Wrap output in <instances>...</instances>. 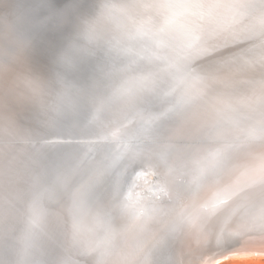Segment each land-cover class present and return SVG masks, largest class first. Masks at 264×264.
<instances>
[{
    "label": "water",
    "instance_id": "water-1",
    "mask_svg": "<svg viewBox=\"0 0 264 264\" xmlns=\"http://www.w3.org/2000/svg\"><path fill=\"white\" fill-rule=\"evenodd\" d=\"M111 1L0 0V61L8 62L0 72V150H8L0 155V264H110V250L94 251L81 240L94 246L96 235L117 234L121 222L134 216L115 204L110 182L120 165L118 171L109 167L111 151L103 166L99 159L90 172L58 174V183L68 177L77 182L70 190L53 186L49 171L54 165L61 169L67 160L65 144L71 141L90 139L89 151L106 143L98 137L100 117L108 108L128 103L121 98L130 94L126 88L138 75L137 66L144 75V66L153 61L152 33L126 26L109 11ZM5 49L17 58L7 61ZM140 83L132 94L144 103L156 101L146 83ZM161 120L162 131L184 132L182 124ZM180 136L190 139V133ZM81 160L85 164V154ZM99 170L110 175L107 180H98ZM175 187L181 197L185 189ZM57 190L70 195L66 203L57 201ZM170 212L161 214L164 221L172 219ZM182 213L174 224L184 221Z\"/></svg>",
    "mask_w": 264,
    "mask_h": 264
},
{
    "label": "bare ground",
    "instance_id": "bare-ground-1",
    "mask_svg": "<svg viewBox=\"0 0 264 264\" xmlns=\"http://www.w3.org/2000/svg\"><path fill=\"white\" fill-rule=\"evenodd\" d=\"M126 1H124V0H119V1L112 0L109 3V11L113 15L119 14L118 16H120L121 21H124L125 25L128 27H131V28L141 27V28H145L146 30H149L150 33H151V31L154 32L155 34L159 33L160 35H157V34L153 35V39L156 41V43H158L156 48L158 46H160L162 49L167 48L168 53L169 52H170V54L172 53V57L173 56L175 57V59H176L175 65L176 66L174 67L172 65V67L175 68V69L173 68L172 70L175 71V73L177 72V76H178V74L181 73L180 71H182V69L184 70L185 67H187L186 66L187 62L190 63L191 59L195 60L196 58H199L198 60L205 58L208 61H210L209 64L214 63L216 65L218 63V60L225 58V57L236 56L235 60L239 59V58H241L239 60H246V61L249 60L250 62L248 64H251V65H253L254 61L256 62V59H258V60L260 58L264 59V44H262L263 42L260 43V41L264 40V0H141V1H139V0H128L127 2ZM122 16H124V17L122 18ZM249 39H251V42H253V40H255V42H254L255 47H245L248 45L250 46L251 43H249V44L247 43V45L243 44L246 42V40L249 41ZM157 51H159V50H157ZM161 51L163 52V50H160L159 52H161ZM166 53L167 52H165V54ZM157 54H158V52H157ZM157 54H155L156 55L155 57L158 58L159 61L161 62V57L163 58V55L157 56ZM152 57H154V56H152ZM172 57L170 56V61H171ZM156 58H154V59L157 60ZM164 58H166V57H164ZM152 60H153V58H152ZM163 60H165V59H163ZM167 60H169L168 56H167ZM174 60H172V62ZM251 60L253 62H251ZM167 62H169V61H167ZM155 63H157V61L154 62V60H153L151 62H148L144 66V71H145L144 73H146L145 77H147V75L150 74L151 71L153 72L156 67H157V69H159L158 65L156 66ZM170 64H171V62H170ZM220 64H222V63H220ZM159 65H161V63ZM168 65H169V63H168ZM168 65H167V67H168ZM231 65H233V64H231ZM192 66L195 67V64L193 62H192ZM192 66L189 67L190 69H188V67L186 69H188V71L190 72ZM253 66H252V68H254ZM259 66H260V64H259ZM259 66H256V69ZM198 67L199 66L197 65V67L192 68V70H195ZM237 67H238V65H237ZM241 67H242V65H241ZM241 67H239V69H241ZM168 68H171V67H168ZM227 68H228V66H227ZM244 68L246 69V67H244ZM244 68L242 67L243 70H244ZM249 68L251 69V67H249ZM259 68H261V67H259ZM259 68L257 69V71L259 70ZM261 69H262V71L264 70L263 68H261ZM185 70L182 71V72H184L182 74H185V75L186 74H188V75L193 74V73L191 74V72L186 73L188 71L185 72ZM227 70L226 71L230 75V72H232V71L229 72V70H231V69H227ZM247 70H248V68H247ZM247 70H244V71L247 72ZM252 70H253V74H254V72H255V75H256V73L258 74V72L255 69H252ZM252 70H251V72H252ZM173 71H171V72H173ZM195 71H197L198 73L200 72L199 70H195ZM224 71H225V69H224ZM224 71L222 72V74H224ZM233 71L235 72L234 68H233ZM239 71H240V73H237V74L241 75L242 70H239ZM259 71L261 73V70H259ZM203 72H206V71H203ZM234 72H232V73H234ZM236 72H238V71H236ZM246 72H244V73H246ZM198 73H196V74L199 75ZM249 73H250V71L248 72V74ZM170 74L173 75V77H175L174 72H173V74L172 73H170ZM211 74H212V76L214 75L212 72H211ZM215 75L213 76V78H217V76L215 77ZM220 75H221V73H220ZM229 75L225 74V76H229ZM234 75H235V73H234ZM242 75H245V74H243V72H242ZM249 75H248V77H249ZM148 77H150V76H148ZM184 77H182V78H184ZM186 77H187V75H186ZM202 77H203V75H202ZM202 77L201 78L199 77V79H202ZM221 77L222 76H220V78ZM229 77H231V76H229ZM182 78H181V80H182ZM190 78H191V80L194 78L196 79L195 76H193V78L189 77L188 78L189 81H191ZM175 79H176V81L178 80L177 78H175ZM179 80H180V78H179ZM143 81H144V83L148 82V80L145 82V79H143ZM199 81L197 79V81L195 82L197 84V86H201V84L200 85L198 84ZM204 81H206V80L204 79ZM204 81H202V82H204ZM205 83H207V82H205ZM205 86H207V85H205ZM213 87L215 88V85ZM135 89H136V87L133 90H135ZM223 89H225V88H223ZM197 91H199V90H197ZM209 92H211V91H209ZM183 93H184V91H183ZM188 93H186V94L188 95ZM131 94H129V96ZM157 94H159L157 99L161 98V101L169 98V96H167L169 93L162 92V93H157ZM170 94H172V93H170ZM191 94H193V93L192 92L189 93V95H188L189 97H187V101H189L188 98H190L192 96ZM215 94H217V93H215ZM206 95H208V93ZM133 96H134V94L131 95L130 97H133ZM166 96H167L166 99L162 98V97H166ZM198 96H199V98H200V96L203 97V99L201 98V100L202 101L204 100V102L206 100V103H208L207 99L210 98V100H211L213 95L211 96L209 94V96H211V97L208 98L207 96L205 97L204 95H201V94L198 95L197 94L196 98H198ZM185 97H186V95H185ZM192 97H191L192 99H196L194 96H192ZM136 98H138V97H135V99H133L134 102H136L135 101ZM182 98H183V100H185L184 97H182ZM182 98L180 99L181 101H183ZM213 99H214V97H213ZM129 100H131V98ZM161 101L159 100V102L163 104L164 101L163 102H161ZM178 103H180V105H182L184 102L183 103L178 102ZM186 104H189V103H186ZM203 104H205V103H203ZM211 104H212V102H211ZM189 105H191V104H189ZM160 106H161V104H160ZM206 106L209 108L208 105H206ZM172 107H170L171 112L173 109H175V108L172 109ZM176 107H178V106H176ZM116 108H125L126 110H129L130 108H133L132 100H131V102L124 104V106H116ZM134 108H136V107H134ZM146 108L147 107H145V110H146ZM178 108L182 109V106H180ZM178 108H176L175 112H173V116L177 113L176 111H180V112L182 111V110H178ZM203 108H206V107H203ZM203 108H201L202 111H203ZM170 109H166V110H162V111H164V112L168 111L169 112ZM183 109H184V106H183ZM147 110H150V109L147 108ZM159 111H161V108ZM233 111H235V110H233ZM129 112H130V110H129ZM152 112H156V111H152ZM136 113H139V112H136ZM227 113H229V112H227ZM144 114H145V118H148L146 116V113H144ZM148 114H149V116H151L150 118H152L153 113L151 114L150 112H148L147 115ZM156 114H154L153 122H150V123L148 122L150 119L146 120L145 118L142 119V117H141L140 125L142 123V120H146L149 124H146V126H144V127L141 126L140 128H138V126L136 127V125H137L136 123L139 122V121L137 122V120L140 117L137 120L135 119L136 123H133V125L131 124L132 125L131 127H133V128H134V124H136L135 125L136 129H133V128L124 127V126L130 127L129 124L128 125H125V124L132 122V120L134 122V117L138 116L137 114L135 116H132L133 113L131 112L127 115L128 117L126 116L127 118L124 117L126 119L125 121H123V119H122L121 123H119L120 120L118 121L119 124L117 122H116L117 124H115V125L110 124V125H112V129H113V131H112V129L110 128L111 129L110 132H113V135L106 137V139L107 138L108 139L107 140L104 139V140L106 141V143L110 144L112 141H118L120 138L131 139L130 136H133V138L134 137L138 138L140 136V139H141V138H143V136H145V135H142V137H141V134H145L143 132L144 130H147L148 134H151V136L154 135V137H155V135H157V133H154V130L159 126V125H157L159 123V121L157 124H156V121L159 120L158 118H160V117L156 116L158 118H157V120L155 119V121H154ZM161 114L165 115L164 113H161ZM224 116H227V114L226 115L223 114V117ZM112 117H114L113 114H112ZM163 117H161V118H163ZM161 118H160V121H162ZM111 119L113 120V118H111ZM166 120H164V124L172 125L171 123H169ZM201 123L203 124V122H201ZM160 125H162V124H160ZM203 126L201 125V127H203ZM147 127H148V129H147ZM186 127L185 128L182 127L184 129V132H180L178 134H177V131L174 129V132L176 133V137L171 135L174 139H170L171 138L170 136H169L170 137L169 139L171 141L172 140L175 141V138H183L180 135H183L185 133H190L189 137L191 140L200 138V139H205V142H197L196 143V141H193V140L190 141V139H188L186 141L185 140L182 141V139H181V142H180V140L178 139L179 141L177 140L174 143L171 142L173 145L171 144L170 146H168L167 142H166L167 145L165 143H164L165 145H163V143H159V142H158L157 147L153 145L154 148L158 149V150L156 149L155 151H158V152L160 151L159 150V147H160L159 144H162L165 147L167 146V149H168L167 152L169 151L168 154L165 153L166 152L165 148L161 149V150H164V151H162V153L164 152L163 153L164 155H161L160 157L168 156V161H167L168 163L166 162L167 165L165 162H164L165 166L163 165V163H161V165L164 167H162L160 164H158L157 163L158 161L156 160V159H158L157 157L159 156L158 154L160 152L159 153L156 152L158 154H156V156H155V154L152 153L151 149H147V147L145 146L146 144L147 145L150 144L147 142H146V144L144 142V146L146 147L145 148L146 150L144 149L145 152H141V150L138 149L137 150L138 152L135 153V150H136L135 149L134 153L130 157L131 159H129V161L127 163H123V166H122V164H120V162L116 163L114 166L111 164L114 167V169L117 171H118V166L121 165L118 176L115 178H111V182H110L111 185L114 182V185L116 186L117 189L119 187V186H117L118 183L122 184L121 187H123V189H124V187H126V180L128 178L126 179L127 176L125 177V175H127L129 173H127V174H125V173L127 172L128 168L133 167V166L134 167L139 166V169L144 170V172H145L146 171L145 170L146 165L148 166L149 163L151 165L152 163L156 162L158 164V166L160 165L159 169H161L162 171L156 169L159 173H157V171H155L154 175L159 174L158 176L160 177V174L163 173V175H167L168 177H170L171 180H173L177 184L176 186H183V188L185 190H182L180 192V194H182L180 197V196H178V192H177L176 188L174 186H172L173 183L172 184L170 183L171 180L169 178H168V180H169L168 181L165 176L163 177V178H165V180L168 181L170 187L166 186L164 184L163 185L165 187H163V186H161L162 185L161 180H164V179H161V177L159 179H155L156 177L155 178H149L148 175H146L147 177L143 176L144 173H142L143 174L142 176L144 179H142V176H141V179L143 180L142 184H141L142 180L136 178L135 182L138 180V182H137L138 186L126 187L127 188V191H126L127 195H129L131 197V198L126 199V201L127 202L129 200L135 201V198H137L138 200L135 201L134 204L137 203L136 205H139V204L143 203V205L131 206V204H133V203L130 204V202H132V201H129L127 203L126 201H124L123 199L118 197L121 200L118 203L119 204L122 203V200H123V202H125L124 204L128 205V207H126L127 206L126 205V206H124V208L126 207L128 209L130 206V209H128V210H129V212H131L130 210H132L134 216L127 218V221L121 222L120 226L118 227L119 230H118L117 234L114 231H113V235H111V236H108L109 234L112 233L111 231H110L111 233L107 232V233H109L107 236H105L103 234L104 235L103 238H106V240H107V238H109L108 244H109V250L111 251L110 264H217L220 262L219 261H213L208 256L212 250L222 248L223 249L222 252H226L228 248H232L233 246H236L237 244L242 243L243 240H245L246 238L247 239L251 238V240L264 242V211L261 213V211L258 210L259 208H256L259 206L261 207L264 203V137L260 141H255L254 143L249 142V144H250L249 146H247L245 148L242 147L241 149H239L237 151L236 154H233L234 158L231 155V157L233 158V161H234L233 164H235V166H234V168L232 167V171L230 170L231 172L229 171L230 172L229 174L226 173L227 174L226 176H227V178L230 177V179H232V180L228 179V180H230V182L229 181L226 182V180H225V182H223V179L226 177L223 178L220 175H218L220 180L219 179H217V180L222 181L223 184L215 186L218 184L217 182H216L217 184H215V179L213 180V178L211 179V177H210V179L207 178V180H205L206 177L204 176L205 177V179H204L205 181H204L202 176H203V174H206L205 169H207L211 166L210 164H212L213 159L215 158L214 155L217 154V153H214V155H213V151L214 152L217 151V150H215L217 148V145H219V149H220L222 147V145L225 143V141H224L225 139L221 140V138L219 139L216 137V136H218L217 134H214L215 132L217 133V131H221V130L219 129L217 131H214L213 128L210 127V128H212L211 132L213 133V135L211 136L210 130H208V133H206L207 131H201V132H205V133H201L199 131L200 132V134H199L196 132L201 127L197 130V127L195 126L196 130H194L193 127L188 126L189 130L187 129V131H189V132L185 131ZM203 128H204V130H207V129H205V126ZM159 129H157V130H159ZM239 129L240 128H238V130ZM224 130L222 129L221 132L228 135V133L230 131L227 133V132H224ZM221 132L218 134H221ZM231 132L229 133L230 135H231ZM235 132L237 134H234L232 136L229 135V136L235 137L238 135L237 136L238 138H243L242 137L243 135L241 132L240 133H238V131H235ZM107 133H108V131H107ZM163 133H166V132H163ZM223 133L221 135H223ZM148 134H146L147 135L146 137H148V141H149L150 137L148 136ZM166 134L168 135L169 132ZM170 134H172V133H170ZM205 134H207V136ZM262 134L264 136V128H263ZM107 135H109V134H107ZM173 135H175V134H173ZM221 135H219V136H221ZM126 136H128V137H126ZM213 136H215L217 138V140ZM225 136H224V138H225ZM146 137H144V138H146ZM156 137L158 138L159 136H156ZM237 137H235V138H237ZM133 138H132V141L135 140V138L134 139ZM238 138H237V140H238ZM169 139L167 140L168 142H169ZM211 139H213V142H211ZM214 139L216 140V142L219 141L217 143H220V144H217L214 141ZM141 140H139V141H141ZM105 141H102V142H105ZM125 141L127 142V139L124 140V142ZM72 142H71V144H72ZM126 142H125V145H126ZM150 142H151V140H150ZM221 142H223V143H221ZM226 142H227V140H226ZM106 143L104 145H100L99 148L102 147L104 149L108 145ZM119 143L121 144L120 141H119ZM87 144H88V142H87ZM116 144H117V142H116ZM127 144H129V143H127ZM72 145H74V142ZM162 145H161V147H162ZM227 145L231 148V145H229V142L227 143ZM74 146L76 147V145H74ZM120 146H122V145H120ZM123 146H124V144H123ZM123 146L121 148H123V150L126 151L125 150L126 146H125V148ZM129 146H130V144H129ZM131 146L133 147V145H131ZM224 146L226 147V150L229 148V147L227 148V146L225 144H224ZM69 147H71V145H69ZM115 147L117 149L118 145ZM148 147L150 148L149 145H148ZM97 148L98 147L95 146L93 148V150L97 149ZM76 149H79V148H76ZM87 150H88V147H87ZM113 150H115V149H112V152H113ZM118 150L120 151V152L119 151L118 152L121 153V149H118ZM222 150L224 151V149H222ZM222 150L221 151L219 150V153L222 152ZM229 150H228V152H229ZM67 151H68V149L66 150V153H67ZM209 151H211V152L209 153ZM75 152H76V150H75ZM225 152L227 153V151H224L222 153H225ZM208 153L210 155L212 154L214 157V158H212V162H211V160L209 161V159H211L210 157H212V155L209 156ZM222 153L219 155L220 158L217 155L218 160H220V161H222L221 160L222 156L224 155L223 157H225V155H226V153L223 155H222ZM122 154H123V151H122ZM205 155L209 158L206 157L207 159H205ZM229 155L230 154H228L226 156H229ZM66 156H67V154H66ZM120 156H121V154H120ZM127 156H128V152H127L126 158H127ZM79 157H77V158H79ZM113 157H114V155H113ZM225 158H227V157H225ZM70 159H72V158H70ZM165 159H167V157ZM204 159L206 161L205 163L207 164V165L205 164V166H204ZM68 160H69V158H68ZM111 160H113V159H111ZM215 160L217 161V159H215ZM215 160H214V167L216 165L215 163H217V162H215ZM207 161H208V163H207ZM223 161H224V158H223ZM225 161H226V163L232 162V160L228 161L227 159H225ZM74 162H75V160H74ZM224 162H222V163H224ZM156 163L154 164V166L156 168H158ZM99 164L101 166H103L104 161L101 160L99 162ZM217 165H216V167H217ZM219 165H221V163H219ZM206 166H207V168H206ZM221 167L224 168L223 164ZM133 169L135 170V168H133ZM136 169H138V168H136ZM150 169H151V167H150ZM202 169H203V172L201 171ZM49 170H51V169H49ZM134 170H133V172L136 173L135 172L136 170L135 171ZM212 170H214V169H212ZM216 170H218V167ZM227 170L225 169V172ZM78 171H80V170H78ZM137 171H139V170H137ZM151 171H154V170H151ZM195 171H197L198 174L194 175ZM210 172H212V171L210 170ZM215 172L213 171V173H215ZM69 173H70V171H69ZM222 173H224V172H221V174ZM51 174H54V173H51ZM58 174H60V173H58ZM102 174H103V170H99L98 171V176H99L98 179L102 178L104 176ZM145 174H146V172H145ZM216 174H217V172H216ZM55 175L56 174H54V176ZM208 175H209V173H208ZM208 175H207V177H208ZM223 175L224 174H222V176ZM129 177H131V176H129ZM196 177H197V179H200L199 181L203 182V183H201V182L198 183V184H200V183L201 184L199 185L200 188L197 190L194 187V186H198V184H196V182H197ZM215 177H217V176H215ZM233 177L236 178L235 181H234ZM52 178H54V177L52 176ZM104 178H105V180H107L106 177H104ZM221 178H222V180H221ZM71 179H73V178H71ZM250 179H255V180L250 181ZM74 181H73V183L76 182V181L75 182ZM146 181H149V182H146ZM238 183L239 184L242 183V184L238 185ZM158 184H159V190H156V192H157L156 195L158 196V198H156L157 197L156 195L151 196L152 199H150L151 197L146 196V194L145 195H139L140 194L139 192L149 193L147 190H149V189H150L149 191L153 190L152 187H154V185L158 186ZM227 184H228V186H227ZM221 185H223V186H221ZM160 187H162V188H160ZM116 188H115V190L118 191L117 196L120 195V197H121V194H123L124 192L119 191L121 189L120 187L118 190ZM156 189H158V188L156 187ZM135 190L137 191L138 196H137V193ZM160 190H163V193H161ZM72 192H74V191H72ZM154 192H155V188H154L153 193ZM56 193H57L56 194L57 201L66 203V201H67L66 199L70 198V195L64 193L61 190H57ZM114 193H115V191H114ZM116 194H117V192L115 193V199L117 200L118 198H117ZM125 196H126V194L124 193L122 195V197H125ZM141 197H143V198L145 197L148 199L147 200L145 199L146 201H139L141 199ZM191 198L198 199V200H197V202L192 203ZM178 199H179V201L177 202ZM141 200H144V199H141ZM117 201H119V200H117ZM249 202H251L250 205H249ZM144 203H145V206H144ZM252 203L254 205H257V206H254ZM119 204H117V205H119ZM251 205L253 206L252 210L249 209L251 207ZM120 206H121V204L119 205V207ZM248 206H250V207L248 208ZM105 207H108V203H106V202H105ZM126 208L123 210H126ZM263 209H264V207H263ZM167 210L171 211L170 214L172 216V219L167 218V220L164 221L163 220L164 217L161 216V214L164 212L165 215H167L168 214V213H166ZM257 210H258V212H257ZM181 213H182L181 216L184 219V221L180 222V224H174V222L177 219L176 216H178ZM244 213H246L248 216H246ZM148 223L150 224L149 227L147 225ZM145 227L147 229H145ZM139 231H140V234L138 235L139 240L136 241L135 240L136 232H139ZM70 235H72L71 240L73 242H76L74 240V237H73V236L76 237V234L73 231H70ZM165 235H167V238L165 240H163L165 238ZM240 238H241V240H240ZM99 239H98V237L96 238V240H99ZM81 241L88 248L95 251L96 244H97L95 241H94L95 246H93L89 243H86L83 240H81ZM97 246H98V244H97ZM104 246H106V245H104ZM97 249H98V247H97ZM104 249H108V247H105ZM256 249H260V248H255V250ZM239 254H240L239 252H233L232 251L229 253L228 256H237Z\"/></svg>",
    "mask_w": 264,
    "mask_h": 264
},
{
    "label": "rangeland",
    "instance_id": "rangeland-1",
    "mask_svg": "<svg viewBox=\"0 0 264 264\" xmlns=\"http://www.w3.org/2000/svg\"><path fill=\"white\" fill-rule=\"evenodd\" d=\"M116 1H119V0H116ZM124 1H126V0H124ZM128 1V0H127ZM126 1V2H127ZM139 1H141V0H139ZM138 1V2H139ZM140 4V3H139ZM124 16H122V18H123ZM141 27H139V29H140ZM142 32H143V34H145L146 32L147 33H150V31L149 30H146L145 28H141L140 29ZM145 31V32H144ZM151 33H152V35H160L159 33H154V32H152L151 31ZM262 40V39H261ZM153 41L155 42V40L153 39ZM255 40H253V42H251V39H249V41L248 40H246V44L245 43H243L244 45H247V43L249 44V43H251L250 44V46L248 45V46H245V47H255ZM263 42V43H262ZM260 43H262V44H264V40H262V41H260ZM157 44L158 43H156L155 45H154V53L152 54L154 57H152L153 58V60H154V62L155 61H157V63H155V65L157 66L158 65V68L159 69H157V67L154 69V71L152 72L151 71V73L150 74H148L147 75V77H145V75H146V73L144 74V75H141L140 73H141V70L139 71V66H137V68H136V71H137V73H138V75L137 76H133L131 79H130V81L128 82V86H127V88H126V92L127 93H132L133 91V89L136 87V89L137 88H139L140 86H141V81H143V79H145V82L148 80V82L145 84V85H147L148 87V90H150V95H151V99L153 100L154 98L155 99H157V97L159 96V94H157V93H162V92H166V93H169L167 96H169V98H167V96L166 97H162L163 99H166V100H162L161 101V98H159V99H157L156 101H154V102H146V103H144L142 100H140V98H139V96H137L136 94H134V98L133 97H130L131 95H133V94H131L130 96H129V94H125V95H122V100H125L126 102H131V100H132V103H134L133 104V106L134 107H139L140 105V107L139 108H141L142 106L144 107H142L143 108V110L140 112V113H136V112H138L137 111V109L139 110V108H137L136 109V111H135V113L138 115L137 117L135 116L136 114H133L132 116H135L134 117V122H133V120H132V122H130V123H126L125 125H130V127H127V126H124V127H126V128H133V127H131L132 125H133V123H136V121H135V119L137 120L139 117V119L137 120V122L138 123H136V124H134V128L133 129H136L135 128V125H136V127L138 126V128H140L141 126L142 127H144V126H146V124L144 125V122H147V121H145V120H142V123H141V125H140V121H141V117H142V119H144L145 118V114L144 113H146V116L148 117V118H145L146 120H152L153 121V117H154V114H156L155 115V118H154V121H155V119L157 120V118L158 117H163L164 118V120H165V118L167 119V120H170L172 123L174 122V121H176V123L178 124V125H181L183 128H185L186 126V129L185 130H187L188 129V126H190V127H193L194 128V130H196V127H197V130L201 127V125L203 126H205V129H207V130H204V126L203 127H201L196 133H199L200 134V132L201 131H207L206 133H208V130H210V132L212 131L211 129L213 128V130L214 131H217V130H221L222 131V129L224 130V132H231L232 130V132H231V135L228 133V135L227 134H225V133H223V132H221V131H217V133L215 132L214 134H217L218 136H216L217 138H221V140H224L225 141V145L227 146V148L229 147L228 145H227V143L229 142V145H231L232 143V145H231V148L229 147L227 150H226V147L224 146V144L222 145V149H224V151H227V153H226V155H228V154H230L229 156H226L225 155V157H227V158H225V157H223L224 155L223 154H225V153H222V152H224L221 148L219 149V145H217V144H220V143H217V142H219V141H217L216 142V140H217V138L215 137V136H213V137H215L216 138V140L214 139V141L217 143L216 145H217V148L215 149V150H217L216 152H214L213 151V155H214V153H217V154H215L214 156H215V158L213 157V155H212V157H210L211 159H209V161L211 160V162H212V158H214L213 159V162H212V164H210L211 166L209 167V168H207V166H206V168L207 169H205V171H206V174H203V176H202V178H203V180L205 179V177H206V179L205 180H207V178L208 179H210V177H211V179L213 178V180L215 179V184H217V185H215V186H218V185H220V184H223V182H225V180H226V182H230V180H232V179H230V177H228L227 178V174H229L231 171H232V167L234 168V166H235V164H233V154H236L237 153V151L239 150V149H241L242 147H247V146H249L250 144H249V142L250 143H254L255 141H259V140H262L263 139V128H264V70L262 71V69L261 68H263L264 69V59H256V62L254 61H252L251 60V62H253V65H251V64H248L250 61L249 60H239V59H241V58H239V59H236L235 60V58H236V56H234V57H225V58H222V59H220V60H218V63H217V65L216 64H209L210 63V61H208L207 59H205V58H203V59H200V60H198L199 58H196L195 60H190V63L189 62H187L185 65L188 67V69H190L189 67H191L192 66V62L195 64V67L194 66H192V68H196L197 67V65L199 66L197 69H195V70H199L200 72L198 73L197 71H195V70H192V68H191V70H190V72H191V74L192 75H188V74H186L187 75V77H186V75L185 74H182V73H184V72H182V71H184L187 67H185V69L183 70L182 69V71H180L181 73V75L180 74H178V76H177V72L175 73V71H173L172 69L176 66L175 64H176V59H175V57L173 56L172 57V53L170 54V52L168 53V49L167 48H164V49H162L160 46H158L157 48H156V46H157ZM167 49V50H166ZM157 50H163V52L161 51V52H159V51H157ZM5 51H6V53H7V56H5V57H7V61H9V60H13V59H15V58H17V56L18 55H15V54H12L11 52H9V51H7V49H5ZM156 51V52H155ZM4 52V49L0 46V56H3L4 54H2ZM157 52H158V54H157ZM165 52H167L172 58H171V61H170V56L166 53L165 54ZM163 53V54H162ZM155 54H157V56L159 55V56H161V55H163V58L161 57V62L159 61V59L158 58H156L155 56ZM167 56H168V59L169 60H167ZM164 57H166V58H164ZM154 58H156L157 60H155ZM160 58V57H159ZM163 59H165V60H163ZM175 59V60H174ZM163 60V61H162ZM169 61V62H167V61ZM172 60H174L173 62H172ZM197 60V61H196ZM207 60V61H206ZM192 61V62H191ZM201 61V62H200ZM245 61V62H244ZM159 62V63H158ZM170 62H171V64H170ZM233 62V63H232ZM238 62H241L240 63V65H238L239 63ZM247 62V63H246ZM8 62H6V61H0V72H2V70H6V67H7V64ZM161 63V65H159ZM168 63H169V65H168ZM173 63V64H172ZM220 63H222V64H220ZM230 63V64H229ZM236 63H238V64H236ZM258 63V64H257ZM197 64V65H196ZM231 64H233V65H231ZM248 64V65H247ZM257 64V65H256ZM259 64H260V66H259ZM167 65H168V67H171V68H168L167 67ZM171 65V66H170ZM172 65L174 66V67H172ZM236 65V66H235ZM237 65H238V67H237ZM241 65H242V67L244 68V67H246V69L244 68V70H247V68H248V70H247V72L246 71H244L243 69H242V67H241ZM246 65V66H245ZM259 66V67H261V68H259V70H261V73H260V71L258 70L257 71V69H256V66ZM262 65V66H261ZM227 66H228V68H227ZM235 66V67H234ZM252 66L254 67V68H252ZM222 67V68H221ZM239 67H241V69H239ZM249 67H251V69L249 68ZM202 68V69H201ZM219 70H218V69ZM233 68L235 69V72L233 71ZM175 69V68H174ZM188 69H186L185 70V72L186 71H188ZM224 69H225V71H224ZM227 69H231V70H229V72L230 71H232V72H234L235 73V75H234V73H232V72H230V75H229V73L227 72L228 70ZM252 69H255L257 72H258V74L256 73V75H255V72H254V74H253V70ZM173 71L174 72V76L175 77H173V75H171L170 73H172L173 74V72H171V71ZM202 70V71H201ZM227 70V71H226ZM239 70H242V72H243V74H245V75H242V72H241V75L239 74H237V73H240V71ZM251 70H252V72H251ZM132 72H134V69H132L131 70ZM203 71H206V72H203ZM224 71V74H222V72ZM236 71H238V72H236ZM250 71V75L248 74V72ZM189 71L188 72H186V73H190ZM195 72V73H194ZM211 72L215 75V77L217 76V78H213V76H212V74H211ZM244 72H246L248 75H249V77H248V75L246 74V73H244ZM196 73H198L199 75H197ZM202 73V74H201ZM220 73H221V75H220ZM209 74V75H208ZM222 76L221 78H220V76ZM225 74L226 75H229V76H231V77H229V76H225ZM263 74V75H262ZM202 75H203V77H202ZM233 75V76H232ZM148 76H150V77H148ZM180 76V77H179ZM185 76V77H184ZM192 77L193 78V76H195L196 77V79L194 80V79H192L191 80V78H190V80L192 81H189V77ZM198 76V77H197ZM207 76V77H206ZM212 76V77H211ZM224 76V77H223ZM180 78V80H181V78L182 77H184V78H182V80L180 81L179 80V78ZM199 77L201 78L202 77V79H199ZM211 77V78H210ZM240 77V78H239ZM147 78V79H146ZM175 78H177L178 80L176 81V79ZM187 78V79H186ZM209 80H208V79ZM220 78V79H219ZM254 78V79H253ZM197 79H198V81L200 82H198V84L200 85L201 84V86H197V84L195 83L196 81H197ZM204 79L206 80V81H204ZM242 79V80H241ZM219 80V81H218ZM239 80V81H238ZM202 81H204V82H202ZM144 82V81H143ZM205 82H207V83H205ZM250 82V83H249ZM252 82V83H251ZM205 83V84H204ZM203 84V85H202ZM205 85H207V86H205ZM215 85V88L213 87ZM247 85V86H246ZM139 86V87H138ZM197 87V88H196ZM200 87V88H199ZM204 87V88H203ZM238 87V88H237ZM209 90H208V89ZM223 88H225V89H223ZM201 89V90H200ZM250 89V90H249ZM197 90H199V91H197ZM135 91V90H134ZM175 91V92H174ZM183 91H184V93H183ZM197 91V92H196ZM209 91H211V92H209ZM216 91V92H215ZM221 91V92H220ZM148 92V91H147ZM147 92H146V94H147ZM174 92V93H173ZM190 92H192L193 94H191L192 96H194L195 98H196V95L198 94V95H204L205 97L207 96L208 98L209 97H211L212 95V98H211V100H210V98L209 99H207L208 101V103H206V100H205V102H204V100L202 101L201 100V98L203 99V97H201L200 96V98H199V96H198V98H196V99H192L191 97V99L190 98H188V100L191 102H189V101H187V97H189L188 95H189V93ZM201 92V93H200ZM208 93V95H206L207 93ZM219 93L218 95L217 94H215V93ZM225 92V93H224ZM170 93H172V94H170ZM186 93H188V95L186 94ZM213 93V94H212ZM209 94L211 95V96H209ZM150 95H148V96H150ZM179 95V96H178ZM185 95H186V97H185ZM215 95V96H214ZM171 96V97H170ZM129 97V98H128ZM135 97H138V98H136V102H134V100L133 99H135ZM161 97V96H160ZM182 97H184L185 98V100H183V98ZM213 97H214V99H213ZM131 98V100H129ZM182 98V100L183 101H181L180 99ZM205 99V98H204ZM129 100V101H128ZM159 100L161 101V102H163L164 101V103L162 104V103H160L159 102ZM196 100V101H195ZM170 101V102H169ZM195 101V102H194ZM210 101V102H209ZM138 102V103H137ZM178 102H186V103H189V104H191V105H189V104H182V105H180V103H178ZM211 102H212V104H211ZM149 103H152V104H149ZM203 103H205V104H203ZM160 104H161V106H160ZM172 104V105H171ZM180 106H182V109L181 108H178V107H180ZM211 104V105H210ZM215 106H214V105ZM170 105V106H169ZM178 106V107H176V106ZM206 105H208L209 106V108L206 106ZM213 105V106H212ZM219 105V106H218ZM120 106H124V105H120ZM173 106V107H172ZM183 106H184V109H183ZM206 107V108H203V107ZM145 107H147V108H149L150 110H147V108H146V110H145ZM163 107V108H162ZM170 107H172V109L173 108H175V109H173L172 110V112H171V109H170ZM219 109H218V108ZM141 108V109H142ZM160 108H161V111L162 110H166V109H170L169 110V114L168 115H166L167 113H168V111H166V112H164V111H159L160 110ZM166 108V109H165ZM176 108H178V110H182L181 112L180 111H176L177 113L173 116V112H175V110H176ZM201 108H203V111H202V109ZM217 108V109H216ZM206 109V110H205ZM211 109V110H210ZM209 110V111H208ZM233 110H235V111H233ZM120 111H123V114L120 112ZM146 111V112H145ZM152 111H156V112H152ZM207 111V112H206ZM231 111V112H230ZM129 112V110H125L124 111V108H118V109H116V107H114V109H113V107L112 108H108V110H106V112L100 117V119H99V121H98V125H97V127H98V137L102 140V141H104V139H106V137H108V136H110V135H113V132H110L111 131V129H112V125L114 124H117L118 123V121L120 120V122L119 123H121L122 122V119H123V121H125L126 119L125 118H127L128 116V114L130 113H128ZM148 112H150L153 116H152V118H150L151 116H149V114L147 115V113ZM164 113L165 115H163V114H161V113ZM219 112V113H218ZM227 112H229V113H227ZM111 113V114H110ZM159 113V114H158ZM172 113V114H171ZM199 113V114H198ZM211 113V114H210ZM112 114H113V116L114 117H112ZM144 114V115H143ZM150 114V115H151ZM203 114V115H202ZM223 114H227V116H224L223 117ZM161 115V116H160ZM122 116V117H121ZM127 116V117H126ZM144 116V117H143ZM156 116H158V117H156ZM205 116V117H204ZM125 117V118H124ZM111 118H113V120L111 119ZM121 118V119H120ZM160 118H158L159 120H157L156 121V124L158 123V121H159V123L157 124V125H160L161 123H160ZM218 118V119H217ZM220 118V119H219ZM111 119V120H110ZM116 119V120H115ZM162 119V118H161ZM181 120V121H180ZM151 121V122H152ZM163 121V120H162ZM226 121V122H225ZM252 121V122H251ZM117 122V123H116ZM201 122H203V124L201 123ZM234 122V123H233ZM101 125H100V124ZM118 123V124H119ZM206 123V124H205ZM211 123V124H210ZM110 124H112V125H110ZM132 124V125H131ZM143 124V125H142ZM149 124V123H148ZM155 124V125H156ZM198 124V125H197ZM252 124V125H251ZM172 125H174V124H172ZM207 125V126H206ZM111 126V127H110ZM196 126V127H195ZM236 126V127H235ZM210 127H212V128H210ZM101 128V129H100ZM111 128V129H110ZM160 128V127H159ZM159 128H157V129H159ZM192 128V129H193ZM238 128H240L239 130H238ZM147 129H148V127H147ZM157 129H155L154 130V133H157V135H155V137H154V135L153 136H151V134H148V131L147 130H144L143 132L145 133V134H141V137H142V135H145V136H143V138H141L140 139V136L138 137V138H135V140H133L132 141V138H133V136H130V138L131 139H128V138H126V137H128V136H126L125 138L127 139V142H126V145H125V142H124V140H126V139H124L123 138V140L122 141H120V140H118V141H112L111 143L112 144H116V142H117V144H116V146L118 145V147L120 146V145H122L123 146V144H124V148H125V146H126V148L128 149H126L125 148V150L126 151H124L123 150V148H121L122 146H120L119 148L117 147V149H116V147L114 146V148H112V149H115V150H113V152H112V150H111V148L109 147V148H102V147H100V148H97V149H94V150H90L89 151V149H90V146H89V144H90V139L88 140V139H85V138H83V140L81 139L80 141L79 140H75V141H73L74 142V145H76V147L74 146V145H72L73 144V142H72V144H71V142H69L67 145L65 144V147L67 146V149H68V151H67V153L66 152H64V153H66L67 154V157L69 158V160H68V158H67V160L65 161V162H63L62 163V167H61V169L59 170V166H56V165H54L53 166V168L51 167L50 169L51 170H49V171H51L50 173H54V174H56L55 176H54V174H50V176H53L54 178H52V180H53V182H56L53 186H64V188H67L68 186L70 187H68L69 188V190L70 189H73L72 188V186L74 185H76L77 184V182H75L74 181V179H71L72 177H68V180L66 181V180H64V181H62V182H60V183H58V181H59V179H58V181H56V178L58 177V173H61L62 172V170H63V172H65V175H66V177L68 176V174H69V171H70V173L71 172H75L76 171V169H78V170H80V171H78V172H83V171H86V170H89V172L91 171V170H93L92 169V167L94 166V164L95 163H97V159L99 160V159H102V160H104L107 156H108V154H109V152H110V158L111 159H113L112 160V162H110L109 163V167L110 168H112L116 163H119L120 162V164H122V166H123V163H127L128 161H129V159H131L130 157H131V155L134 153V150H135V153L136 152H138L137 150L138 149H140L141 150V152H145V148L147 147V149H151V151H152V153L153 154H155V156H156V154H158L159 152V156L157 157L158 159H156L158 162V164H160L161 165V163H163V165L165 166V164H164V162L166 163L167 161H168V156H164L165 158L167 157V159H165L163 156L162 157H160L161 155H164L163 153H162V151H164V150H161V149H166V154H168L169 153V151L167 152V146L165 147V146H163V145H167V143H168V145H171L172 143H174L175 141H177L178 139L180 140V142H181V139L180 138H175V141L174 140H170V139H173V137L172 136H176V133H175V135H173V133L172 134H170L171 132H169V134L167 135L166 133H168V132H166V133H163V132H165V131H162V129L160 130H157ZM202 129V130H201ZM189 130V129H188ZM245 130V131H244ZM247 130V131H246ZM101 131V132H100ZM107 131H108V133H107ZM112 131H113V129H112ZM156 131V132H155ZM160 131V132H159ZM200 131V132H199ZM235 131H238V133H242V137L243 138H238L237 136H235V137H237L238 138V140H237V138H235V137H230V136H232V135H234V134H237ZM187 132H189V131H187ZM192 132V131H191ZM195 132V131H194ZM221 132V134L223 133V135H221V134H218V133H220ZM112 133V134H111ZM178 133V132H177ZM201 133H205V132H201ZM233 133V134H232ZM107 134H109V135H107ZM146 134H148V136L150 137L149 138V141H148V137H146L147 135ZM159 134V135H158ZM252 134V135H251ZM103 136V138H102V136ZM172 135V136H171ZM206 136H207V134H205ZM211 136L213 135V133L211 132V134H210ZM219 135H221V136H219ZM226 135V136H225ZM230 135V136H229ZM156 136H159L158 138L156 137ZM171 138H170V137ZM224 136H225V138H224ZM144 137H146V138H144ZM154 139H153V138ZM229 139H228V138ZM133 138V139H134ZM152 138V139H151ZM170 138V139H169ZM187 138V137H186ZM234 138V139H233ZM108 139V138H107ZM106 139V140H107ZM120 139H122V138H120ZM147 139V140H146ZM169 139V141H171L172 143H170V142H168L167 140ZM218 139V140H219ZM85 140V141H84ZM130 140V141H129ZM139 140H141V141H139ZM145 140V141H144ZM150 140H151V142H150ZM178 140V141H179ZM191 140V139H190ZM220 140V141H221ZM226 140H227V142H226ZM230 140V141H229ZM234 140V141H233ZM109 141V140H108ZM119 141L121 142V144L119 143ZM153 141V142H152ZM157 141V142H156ZM182 141H183V139H182ZM186 141V140H185ZM223 141V142H224ZM237 141V142H236ZM81 144H80V143ZM83 142V143H82ZM87 142H88V144H87ZM144 142H145V144H146V142L147 143H150V144H148L149 146H150V148L148 147V145L146 144L145 146H144ZM158 142L159 143H163V145L162 144H159L160 145V147H159V152L158 151H155L157 148H154L153 147V145L154 146H158ZM167 142V143H166ZM211 142H213V139H211ZM223 142H221V143H223ZM243 142V143H242ZM85 143V144H84ZM120 145H119V144ZM123 143V144H122ZM127 143H129L130 144V146H129V144H127ZM157 143V144H156ZM165 143V144H164ZM231 143V144H230ZM235 143V144H234ZM237 143V144H236ZM143 144V145H142ZM156 144V145H155ZM241 144V145H240ZM69 145H71V147H69ZM131 145H133V147L131 146ZM161 145H162V147H161ZM173 145V144H172ZM220 145V146H221ZM238 145V146H237ZM236 146V147H235ZM73 147V148H72ZM85 147H88V150H87V148L85 149V150H83ZM129 147V148H128ZM142 147V148H141ZM144 147V148H143ZM72 148V149H71ZM76 148H79V149H76ZM65 149V148H64ZM118 149H121V153H119L120 151L118 150ZM130 149V150H129ZM145 149V150H144ZM231 151H230V150ZM236 149V150H235ZM72 150V151H71ZM75 150H76V152H75ZM78 150V151H77ZM83 150V151H82ZM158 150V149H157ZM219 150L221 151L222 150V152H220L219 153ZM228 150H229V152H228ZM234 150V151H233ZM6 151H8L7 149H6ZM6 151H4V149H1L0 150V155H2L3 153H6ZM119 151V152H118ZM122 151H123V154H122ZM82 152V153H81ZM85 152V153H84ZM103 152V153H102ZM115 152V153H114ZM127 152H128V156H127V158H126V155H127ZM155 152V153H154ZM156 152H158V153H156ZM211 151H209V153H210ZM74 153V154H73ZM78 155H77V154ZM81 155H80V154ZM100 153V154H99ZM162 153V154H161ZM208 153V155L209 156H211L210 154ZM222 153V161H220V160H218V156L220 155ZM65 154V155H66ZM85 154V159H86V162H85V164L82 162V160H81V158H82V156ZM103 154V155H102ZM116 154V155H115ZM120 154H121V156H120ZM140 154V153H139ZM165 154V155H166ZM74 155V156H73ZM98 155V156H97ZM113 155H114V157H113ZM218 155V156H217ZM231 155H232V157H231ZM72 156V157H71ZM81 158H80V157ZM117 156V157H116ZM76 157V158H75ZM77 157H79V158H77ZM97 157V158H96ZM103 157V158H102ZM116 157V158H115ZM121 157V158H120ZM125 157V158H124ZM207 156L205 155V159H207V158H209V157H207ZM231 157V158H230ZM70 158H72V159H70ZM219 158H220V156H219ZM223 158H224V161H225V159H227L228 161L229 160H232V162H227L226 163V161L224 162L223 161ZM205 159H204V166H205ZM215 159H217V161L215 160ZM74 160H75V162H74ZM79 160V161H78ZM84 160V159H83ZM125 160V161H124ZM165 160V161H164ZM214 160H215V162H217V163H215L216 165H217V167H218V170H216L217 169V167H216V165H215V167H214ZM69 161V162H68ZM91 161V162H90ZM96 161V162H95ZM161 161V162H160ZM163 161V162H162ZM220 161V162H219ZM78 162V163H77ZM210 162V163H211ZM222 162H224V163H222ZM67 163V164H66ZM93 163V164H92ZM156 163V162H155ZM155 163H152L151 165H150V163L148 164V166L146 165V168H145V172H146V174H145V172H144V170H141V169H139V166H133V167H130V168H128L127 169V172L125 173V174H127V173H129V174H127V175H125V177H126V187H128V186H138L137 185V182H138V180L135 182V179L136 178H138V179H140V180H142V179H144L143 178V176H146V175H148V177L149 178H155V179H159L160 177H161V179H164V180H161V183H162V185L161 186H163V187H165L164 185H166V186H169V183H168V178L171 180V178L170 177H168L167 175H163V173H161L160 174V177L158 176L159 174H155L154 175V173H155V171H157L156 169H158V170H161V169H159L160 168V165L158 166V164H157V167L158 168H156L155 166H154V164ZM168 163V162H167ZM167 163H166V165H167ZM207 163H208V161H207ZM219 163H221V165H219ZM227 165H226V164ZM71 164V165H70ZM77 164V165H76ZM113 166H112V165ZM222 164H223V166H224V168L223 167H221L222 166ZM229 164V165H228ZM75 165V166H74ZM80 165H83V166H80ZM153 165V166H152ZM184 165V164H183ZM207 165V164H206ZM233 165V166H232ZM78 166H80V168L78 167ZM121 166V165H120ZM162 166V165H161ZM164 166H162V167H164ZM185 166V165H184ZM78 167V168H77ZM148 167V168H147ZM150 167H151V169H150ZM167 167V166H166ZM214 167V168H213ZM226 167V168H225ZM70 168V169H69ZM83 168V169H82ZM133 168H135V170L133 169ZM136 168H138V169H136ZM154 168V169H153ZM216 168V169H215ZM221 168V169H220ZM224 170H223V169ZM56 169V170H55ZM132 169V170H131ZM149 169V170H148ZM204 169V168H203ZM203 169L201 170L202 172H203ZM209 169V170H208ZM212 169H214V170H212ZM225 169L227 170L226 172H225ZM69 170V171H68ZM83 170V171H82ZM133 170L136 172V173H134L133 172ZM137 170H139V171H137ZM151 170H154V171H151ZM209 172H208V171ZM210 170L212 171V172H210ZM231 170V171H230ZM234 170V169H233ZM53 171V172H52ZM130 171V172H129ZM151 171V172H150ZM162 171V170H161ZM213 171L215 172H217V174H216V172L215 173H213ZM219 171V172H218ZM230 171V172H229ZM221 172H224V173H222V174H224L223 176H222V174H221ZM67 173V174H66ZM138 173V174H137ZM142 173H144V175L142 174ZM157 173H159L158 171H157ZM208 173H209V175H208ZM227 173V174H226ZM134 174V175H133ZM140 174V175H139ZM166 174V173H165ZM196 174H198V172L197 171H195V174L194 175H196ZM213 174V175H212ZM102 175H104L102 178H99V179H104V177H107V173H106V175L103 173ZM143 175V176H142ZM163 175V176H162ZM207 175H208V177H207ZM212 175V176H211ZM218 175H220L221 177H226V178H224L223 179V182L222 181H219L220 179H219V177H218ZM108 176H110V175H108ZM129 176H131V177H129ZM140 176V177H139ZM141 176H142V179H141ZM166 177V179L168 180H165V178H163V177ZM205 176V177H204ZM215 176H217V177H215ZM56 177V178H55ZM99 177V176H98ZM147 177V176H146ZM145 177V178H146ZM130 178V179H129ZM71 179V180H70ZM98 179V180H99ZM133 179V180H132ZM196 179H197V177H196ZM217 179H219V180H217ZM228 179H230V180H228ZM233 179H234V181L236 180V178H234L233 177ZM76 183H73V181ZM130 180V181H129ZM200 179H197L196 181V184H198L199 182H201V183H203L202 181H199ZM204 180V181H205ZM221 180H222V178H221ZM253 181V180H255V179H250V181ZM72 181V182H71ZM172 181V182H171ZM170 181V183L172 184V186H176L177 184L173 181V180H171ZM219 181V182H218ZM249 181V182H250ZM67 182V183H66ZM130 182V183H129ZM146 182H149V181H146ZM217 182V183H216ZM221 182V183H220ZM143 183V180L141 181V184ZM200 183V184H201ZM73 184V185H72ZM98 184V183H97ZM160 184V183H159ZM159 184H158V186L157 185H154V187H152L153 188V190H151V191H149V190H147L149 193H146V192H144V193H142V192H139L140 194L139 195H145L146 194V196H149V197H151V196H155L156 194H157V192H156V190H159ZM164 184V185H163ZM200 184H198V186L200 185ZM240 184H242V183H240ZM239 183H238V185H240ZM71 185V186H70ZM114 185V182L112 183V185L111 186H113ZM77 186V185H76ZM102 186H106V185H102ZM115 186V185H114ZM117 186H119L121 189L119 190V191H123L125 194H126V199H128V198H131L129 195H127V188L126 187H124V189H123V187H121L122 186V184L121 183H118V185ZM153 186V185H152ZM171 186V187H172ZM198 186H196V187H198ZM221 186H223V185H221ZM226 186V185H225ZM227 186H228V184H227ZM119 187H118V189H119ZM156 187L158 188V189H156ZM170 187V186H169ZM115 188H116V186L114 187V191H115V193L117 192V194H116V196L118 195V191H116L115 190ZM154 188H155V194L153 193V191H154ZM160 188H162V187H160ZM173 188V187H172ZM176 188V187H175ZM199 188V187H198ZM197 188V189H198ZM117 189V188H116ZM117 189V190H118ZM174 190V189H173ZM136 191V190H135ZM160 192L161 193H163V190H160ZM123 193V194H124ZM136 193H137V191H136ZM135 193V194H136ZM123 194H121V197H120V195L119 196H117V198L119 197V198H121V199H123L124 201H126V199H125V197H122V195ZM177 194V193H176ZM137 196H138V193H137ZM157 196V195H156ZM179 196V195H178ZM117 199V200H119V201H117L116 199H115V204H119L118 202H120L121 200L120 199ZM156 198H158V196L156 197ZM141 199H144V200H141ZM141 199L139 200V201H146L148 198H143V197H141ZM146 199V200H145ZM150 199H152V197L150 198ZM149 199V200H150ZM123 200H122V203H120L121 204V206L123 207L122 209H125L126 207H128V205L126 206L124 203L125 202H123ZM138 199L137 198H135V201H137ZM129 201H132V202H130V204L131 203H133V204H131V206H139V205H143V203H141V204H139V205H136V204H134L135 203V201H133V200H129ZM128 201V202H129ZM117 202V203H116ZM127 202V201H126ZM127 202V203H128ZM119 204V205H120ZM129 204V205H130ZM251 204V202H249V205ZM253 204V203H252ZM118 205V206H119ZM254 205V204H253ZM263 205H264V203H263ZM262 205V206H263ZM120 206V207H121ZM124 206H126L125 208H124ZM144 206H145V203H144ZM254 206H257V205H254ZM256 207V208H259L258 210H260L261 211V213L264 211V209H263V207ZM250 206H248V208H249ZM252 205H251V207L249 208L250 210H252ZM128 209H130V206H129V208ZM127 208H126V211L128 210ZM263 209V210H262ZM258 210H257V212H258ZM131 211V213L133 214V211L132 210H130ZM259 211V212H260ZM128 212H129V210H128ZM248 213V212H247ZM246 216H248L246 213H244ZM250 216V215H249ZM103 219L105 220V221H108L107 220V218L105 217L104 218V215H103ZM101 220H102V218H101ZM107 232H109V233H111V234H109V233H107ZM102 231L100 234L101 235H96L95 237L97 238L98 237V239L99 240H96L95 242L98 244V246H97V244H96V249H97V247H98V249H102L103 247L105 248V247H108V249H104L105 251L106 250H109V238H107V240H106V238H103L104 237V235L105 236H107L108 234V236H111V235H113V231ZM104 234V235H103ZM103 239H102V238ZM246 238V237H245ZM104 240V241H103ZM240 240H241V238H240ZM243 240V239H242ZM98 241V242H97ZM100 243V244H99ZM94 244V243H93ZM103 244V245H102ZM104 245H106V246H104ZM95 246V245H94ZM255 248H260V249H256L255 250ZM100 249V250H101ZM102 249V250H103ZM103 250V251H104ZM222 248L221 249H215V250H212L210 253H209V257H210V259L211 260H213V261H219L220 263H217V264H264V242H261V241H255V240H251V238H249V239H245V240H243V242L242 243H239V244H237L236 246H233L232 248H228L227 249V251L226 252H222ZM239 252L240 254L239 255H237V256H228L229 255V253L230 252ZM249 256V257H248ZM231 257V258H230Z\"/></svg>",
    "mask_w": 264,
    "mask_h": 264
}]
</instances>
